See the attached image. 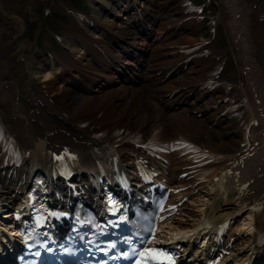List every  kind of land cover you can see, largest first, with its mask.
<instances>
[{"label": "bare ground", "instance_id": "6f19581e", "mask_svg": "<svg viewBox=\"0 0 264 264\" xmlns=\"http://www.w3.org/2000/svg\"><path fill=\"white\" fill-rule=\"evenodd\" d=\"M17 1L19 0H0V43L7 47L4 64L8 69L0 82L3 88L6 87L7 92L6 95L0 96V126L7 136L4 144L0 142V199L11 198L16 190L24 188L37 168L48 177L49 185L85 186L87 172H73L69 180L63 179L61 184L62 180L58 173L61 172L66 157L76 158L73 161L91 163L96 158L115 154L114 157L126 162L133 160V157H130L132 153H149L150 139L166 142L175 138H186L200 146L198 152L203 153L201 157L184 152L183 148L173 153L162 151L157 153L162 154L163 159L176 161L178 169L175 172L171 171L173 181L185 177L188 179L187 183L191 184L190 192L196 186L205 187L206 194L203 195L206 200L202 203L203 208L191 219L194 221L192 224H183L178 222V219L176 223L172 222L171 225L175 228L173 234L185 239L189 244H195V241L200 239L201 244H195L197 247L195 246L194 251L202 252L206 245H223L230 249L232 254L236 253L235 261L239 264H246L248 257L259 254L264 249L263 68L255 65V68L247 72L248 77H251L247 90L235 86L232 73L225 75L221 71L217 72V68L209 77L201 78L200 72L203 68L198 66L201 59L194 55V53L198 55L196 52L201 46L192 45L190 48L191 44H185L180 36L173 41L179 42L182 50L170 51L163 47L164 38L174 37L186 28L195 30L186 26L193 22L197 26V22L191 17L193 12L182 9L172 12L165 3L163 4L164 9H167L165 16H160V12L159 17L149 18L153 19L151 24L155 21L154 24L157 25L151 26L153 37L150 40L135 35H129L128 38L132 40V37H138L139 42L144 41L148 45L154 42L153 47H156V51L152 57L157 64L169 60L183 61L182 58L186 56L190 57L191 63L196 62L197 66L195 64L186 66V70L180 69L174 77L168 79L172 87H177L176 90L174 88L162 90L156 86L160 78L167 74V70L161 65L153 67L150 63L151 57L146 62V71L153 79L149 78L135 86L113 79L115 73L105 67V62L102 64L109 52L108 47L101 46L97 40L87 35L88 26H83V21H80L82 26L71 22L70 32L80 37L83 42H88L89 47L86 48H89V52L86 55L82 51L80 56H73L68 51L63 55L53 52L54 59L48 56V62L47 57L40 58L37 55H35L37 59L34 60L36 57L33 58L34 55L29 49L32 37V24L30 25L29 21L34 20L31 12L33 9L28 10L30 17L20 18L9 14L7 7ZM94 1L95 4L92 6L94 13L97 12L98 5L113 9L108 1ZM150 1L153 2L140 0L145 9ZM244 1L256 3L253 4L255 11L252 16L255 17L257 24L261 23L264 26V13L258 11V14L263 16L262 19H259L260 16L256 13V7L260 6L257 3H264L261 2L263 0ZM230 6L234 8L235 3H231ZM186 7L185 5L184 8ZM176 13L179 19L189 18L174 25L171 22ZM87 16H84L87 21L96 22L99 28L106 26L107 31L109 29L125 35L126 32L121 31V27L128 28L125 16L119 21L109 23L103 15H97L96 21ZM82 19L84 20L83 17ZM231 20L233 21L231 25L236 28L239 21H234V16ZM112 36L118 37L119 34L108 32L106 35ZM68 42L70 49L77 45L75 40ZM204 48L202 46L201 50ZM118 51H122V47L118 48ZM255 52L256 58L253 59L258 62V55L263 56L264 53V43L260 49H255ZM111 68L115 70L116 67ZM190 71L197 75L190 78ZM37 72H42V77L46 80L41 86L45 87L43 89L38 87V82L34 79ZM57 72H60L59 77L51 78ZM70 73L76 77L69 78ZM157 73L161 74L157 76ZM197 77L201 79L195 83L196 80L193 78ZM77 78L85 83H76L74 79ZM213 83L222 84L219 86H223V90L218 89L216 85L212 86ZM225 90L229 92L216 95L218 91ZM46 91H50V94H45ZM238 92L243 94L245 105L235 97ZM226 95L228 99L224 100ZM202 99L205 100L206 110H202L204 107L199 104ZM200 117L206 122L214 123L219 133L231 143L238 145L233 148L235 152L223 153L208 137L201 138L199 135L201 128L199 123L195 122V119ZM239 121H242L240 126L237 124ZM10 141L20 152L18 159L22 163L19 167L13 162L10 163L15 159L7 155ZM243 150H249L248 154L244 155ZM143 157L142 154L140 158L143 160ZM151 158L146 156L144 160L148 161ZM157 159L163 166L164 160L160 157ZM153 161L152 158L151 163ZM179 199L181 197H178ZM6 203H0V208L4 209L3 207L8 205ZM180 207L178 215L184 211L183 207ZM245 207L249 210L246 222L249 235L239 238L234 230L237 227H232L228 238L222 240L220 229L224 226L218 225L224 220L227 222L229 217ZM2 218L0 220L4 221ZM214 228L217 230L213 231Z\"/></svg>", "mask_w": 264, "mask_h": 264}, {"label": "rangeland", "instance_id": "374dc122", "mask_svg": "<svg viewBox=\"0 0 264 264\" xmlns=\"http://www.w3.org/2000/svg\"><path fill=\"white\" fill-rule=\"evenodd\" d=\"M45 1H49V0H30V2L29 0H19L17 2H12L11 5L7 7L10 13L6 11L9 14L16 15L21 18L23 16L30 17V15L28 14V10L31 8L33 9L31 10V12L34 17V20L29 21V24L30 25L32 24V35L29 34L32 36L30 39L31 44H30L29 49H30V52L34 55L33 58L36 57L35 55H37V57L39 56L40 58L41 57L46 58L44 56L45 52H43L45 49V46L43 45V43H47V44L50 43V37H51L50 31L51 30L48 28V24L51 25V28L56 29V31L57 30L63 31V32H60L62 34L64 32L66 33V29H67L66 25L69 24L68 19L66 20L64 16H57L56 13L54 14L52 13V15L50 16H45L43 14V12L45 11L43 7ZM64 1H67V0H64ZM181 1L182 0H154L153 6L151 4L149 7L150 8L153 7V9L155 10L151 12H156V9L158 8V6L160 7L162 6V4L167 3V6L171 9L172 12H178L177 9H182V6L180 5ZM261 2H264V0ZM74 3L75 4L77 3L76 0H74ZM231 3H235L234 8L230 6ZM253 4L255 5L256 3L251 2V1L246 2L244 0H210L209 5H208V8H209L208 10L209 12L211 11L210 14H212L213 17H215L218 21L216 24L215 32L212 34H209V32L206 30L205 19L209 17L207 13L205 15V18L202 19L201 22L197 24V26H195L193 23L191 24H193L194 26L190 25L189 23L188 25H186L195 30L191 31L188 28H186L185 30H183V33H181L180 35L164 38L163 47L164 49H167V50H178V49L183 48L179 46L180 44L179 42L173 41L175 40V38L182 36L180 38L183 39V42L185 44H188V43L191 44L190 48L193 47L194 45H195L194 47L201 46L198 49V52H196L198 55L196 56V54L194 53L195 57H198L201 59V62L199 61L200 65L198 64V66L203 68V70L200 72L201 73L200 75H202L201 78L209 77L212 73H214V70L218 66L222 65L223 66L221 70L222 74L229 75L232 73V80L235 86L238 85L240 89L242 88V89L247 90V87L249 86L248 84L250 82L249 78L251 79V77H248V74H247L248 71L255 68V65H256V66L263 68L262 73L264 74V53L262 54L263 56L258 55L257 57L258 62L255 59H253V57L256 58L255 49H260L264 43V26L261 23L257 24L255 22V19H254L255 17L252 16L255 11L253 9L254 8ZM258 4L260 6L256 7V13L258 14V11L260 12L262 11V14H263L264 13V6H263L264 3L259 2L257 3V5ZM18 5L19 7H17ZM55 5H59L60 7H62V5L60 4L55 3ZM236 12L238 14H233ZM232 16H234V19H235L234 21H237V20L239 21V24H237V27L239 28L237 27L235 28L234 26L231 25L233 22L231 20ZM258 16H260V14H258ZM262 17L263 16L261 15L259 19H262ZM177 18H178V13H176L175 17L172 18L173 21L171 23L174 24ZM240 19L242 21H240ZM202 46L205 47L203 50H201ZM57 49L59 53L64 54V48L62 50L60 48H57ZM6 50H7V47H5V45L3 47V43H0V78H1L0 82H2V78L5 77L4 74H6V72L8 71L6 65L4 64V62L6 61L5 54H4L6 53ZM37 57L34 60H36ZM173 62L174 61L169 60V61L163 62L162 65L163 67L170 68L173 66L172 64ZM194 64L197 66L196 62L191 63L189 61L186 63V66H191ZM182 70L184 71L186 70V68ZM34 75H35L34 79H36V81L38 82V87H40L41 89L45 88V87H41L46 81L44 77H42L43 76L42 72H37ZM59 75L60 73H55L54 77L52 76L51 78L59 77ZM72 75L73 74L70 73L69 78H74L75 75L73 76ZM174 75L171 77L169 76L168 78H165V79L161 78L156 84V86L162 90L164 89L169 90L171 88H174V90H176L177 87H172L171 83H169L168 81V79H171L172 77H174ZM193 75H197V74L192 73V71H190V74H189L190 78ZM201 78L197 77L193 79L196 80L195 83H198ZM262 79L264 83V77ZM74 80L76 83H80V82L85 83L83 80L82 81L79 80V78L74 79ZM260 84L262 85V82ZM5 89L6 87L3 88L0 85V96L6 95L5 93L7 92L5 91ZM218 89L223 90V86L220 87L218 85ZM228 92H229L228 90H225V92L218 91L216 95L220 93L226 94ZM45 93L50 94V91L49 92L46 91ZM223 94H220V95H223ZM235 97L239 99V101L241 100L240 102L244 103V105L246 104V100L245 102L244 101L242 102V100L245 99L242 93L237 94ZM225 99H228V95L224 97V100ZM204 101L205 100L203 99L199 101V104L201 105V107H204L202 110H206ZM195 122H198L199 127L201 128V131L199 134L201 138L208 137L209 140H211L216 146L220 148V150L224 151L225 153L228 152V154H231L235 152L233 148L238 147V145L236 146L234 143H231L229 140L225 138L224 135L219 133L218 128L215 126L214 123L206 122V120H204V118L202 117L196 118ZM237 124L240 126L242 124V121L241 122L239 121ZM175 162L176 161H173L174 166L177 167V164ZM185 180H187L188 182V179H185ZM203 194H206V188L201 187V186L197 188L196 186L192 194L189 195V198H187V200L184 201L185 202V206H183L184 211L181 212V215H177L176 217L178 219V222H181L183 224H192L194 222L191 219H193L196 216V214H198L199 210L203 208L202 203L204 200H206L205 195ZM248 213H249V210H247V207H245V209H242L240 211L237 218H239L240 220L243 218L244 219L247 218L248 220V217H249ZM247 220L244 222L241 221L242 224L239 226L238 225L232 226L233 228L237 227L236 229H234L235 235L237 237L241 238V236L244 237L246 234L249 235L248 234L249 228L247 227L248 224H246ZM244 225H246L245 226L246 229H243L244 231L241 232Z\"/></svg>", "mask_w": 264, "mask_h": 264}]
</instances>
